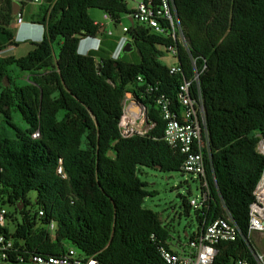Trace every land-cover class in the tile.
I'll use <instances>...</instances> for the list:
<instances>
[{
  "label": "trees",
  "instance_id": "trees-1",
  "mask_svg": "<svg viewBox=\"0 0 264 264\" xmlns=\"http://www.w3.org/2000/svg\"><path fill=\"white\" fill-rule=\"evenodd\" d=\"M12 2L0 4V52L5 44H16ZM174 3L190 45V53L180 48V74L160 62L171 40L137 23L127 33L133 51L113 58L118 37L108 36L88 10L107 13L116 27L121 15L130 13L125 0H56L36 20L45 28L43 39L32 42L27 55H0V117L12 130L9 137L0 133V202L20 216L6 232L24 259L4 264H33L34 254L62 256L69 247L100 264H167L159 249L172 250L170 231L157 213L143 207L153 193L138 172L146 167L183 173L185 155L164 141L165 121L154 96L168 98L179 116V87L194 75L191 56L202 71L192 96L199 89L204 105L209 197L201 208L181 197L186 215L193 209L198 221L188 242L229 213L241 234L219 245L213 264L242 259L257 264L248 228L264 172L258 150L264 144V0ZM85 37H101L103 46L78 55ZM126 93L143 97L155 123L145 136L120 137ZM14 115L23 126L12 121ZM30 192L36 193L34 202ZM51 222L55 240L47 229Z\"/></svg>",
  "mask_w": 264,
  "mask_h": 264
},
{
  "label": "built area",
  "instance_id": "built-area-1",
  "mask_svg": "<svg viewBox=\"0 0 264 264\" xmlns=\"http://www.w3.org/2000/svg\"><path fill=\"white\" fill-rule=\"evenodd\" d=\"M41 3L42 0H34ZM56 1V0H55ZM54 1V2H55ZM135 6L128 14L133 23L150 29L156 34L171 40V45L166 48V52L177 60L175 65L169 66L171 74L182 73L179 65L180 48L190 53V45L184 28L178 17V12L174 0H131ZM54 4V3H53ZM105 20L111 17L105 13ZM112 21V20H111ZM25 23L22 15L18 14L11 23L10 28L17 30ZM100 25V24H99ZM102 26V25H100ZM43 34L44 26L39 25ZM103 27V26H102ZM104 28V27H103ZM106 30V29H105ZM129 27H124V35L118 37L117 46L112 53L117 59L122 53L124 46L130 42L127 36ZM107 31V30H106ZM107 35H114L107 31ZM85 39L97 42L96 50L100 49L101 37H85ZM194 67V75L191 80L184 79L179 87L178 100L180 104L179 116H176L171 102L164 95H156L155 103L165 121L164 141L174 150H179L185 155V161L181 167L184 174L192 175L199 180L200 195L196 199L190 200L193 208L203 207L209 197V184L206 178L204 150L208 148V134L205 122L204 105L201 92L198 89L196 97L192 96V85L199 83L201 72L196 67V59L191 56ZM205 69V65L203 70ZM139 82L142 81L138 78ZM152 93L153 89L146 91ZM142 96L138 97L133 93H126L123 101V113L119 120L118 130L123 139L134 136H145L154 127L148 117V109L142 101ZM39 132L34 133L33 138H39ZM262 147V143L260 144ZM264 155V150L258 148ZM58 173L66 177L63 168L59 167ZM255 200L250 205L248 234L252 238L253 234L259 232L264 234V172L254 191ZM6 205L0 202V264L6 263L9 259L23 262L15 249L14 238L8 236L7 229H11L15 223ZM40 217L44 212L40 210ZM51 237L55 240V224L51 222L47 226ZM241 230L231 215L228 213L222 218L209 223L205 229L199 233L194 240L182 246L180 251L170 250L160 247L159 252L167 264H213L219 252V245L224 242L236 241ZM253 256L257 264H264V253L253 251ZM33 264H100L93 258H86L73 247H69L62 256H46L34 254L31 258ZM237 264H249L247 259H242Z\"/></svg>",
  "mask_w": 264,
  "mask_h": 264
},
{
  "label": "rangeland",
  "instance_id": "rangeland-1",
  "mask_svg": "<svg viewBox=\"0 0 264 264\" xmlns=\"http://www.w3.org/2000/svg\"><path fill=\"white\" fill-rule=\"evenodd\" d=\"M128 4V9L132 11L135 4L131 0H125ZM90 17L98 24L102 25L108 32L112 33L114 37H122L124 35L123 28L130 27L132 22L128 15H121L120 23L115 27L111 20H105V12L99 9H89ZM58 39L53 44V51L57 55L59 52ZM29 45H24L15 50L16 58L27 55ZM132 59V56H129ZM160 62L166 66H172L177 63V60L170 54H165L160 59ZM16 77L21 76L18 69L13 68ZM26 75H22V77ZM19 82L23 81L20 77ZM15 124L23 126L18 116L14 115L13 120ZM0 133H5L8 137L12 135V130L2 122L0 117ZM264 150V146H259ZM139 178L146 183V190L153 194L148 196L143 203V207L158 214L160 220L166 225L170 231V244L174 248L182 247L188 243L189 237L197 231L198 221L196 213L193 209L186 215L182 208L181 197H188L189 200L196 199L200 195L199 180L192 175L181 172H161L150 168L141 167L138 172ZM28 197L34 202L36 193L30 192ZM8 212L13 215L14 219L20 220V216L15 214L14 208L7 206ZM15 221V220H14ZM253 242V238H251ZM254 251L257 252L254 248Z\"/></svg>",
  "mask_w": 264,
  "mask_h": 264
},
{
  "label": "crops",
  "instance_id": "crops-1",
  "mask_svg": "<svg viewBox=\"0 0 264 264\" xmlns=\"http://www.w3.org/2000/svg\"><path fill=\"white\" fill-rule=\"evenodd\" d=\"M0 0V4H1ZM19 5V14L23 16L25 23L15 30L14 32V45H6L5 49L0 52L1 56H14L15 50L24 45H29L27 52L33 49L32 42H38L43 39V32L39 27V24L36 23V20L44 13V11L51 7L55 0H42L41 3H37L34 0H13ZM3 43V37L0 36V44ZM4 44V43H3ZM91 45L96 48L98 46L97 42L91 43ZM100 46H103V41L100 43ZM253 238V247L258 253H264V234L256 232L252 236ZM184 246V245H181ZM182 247L174 248L171 245V249L174 251H180Z\"/></svg>",
  "mask_w": 264,
  "mask_h": 264
},
{
  "label": "water",
  "instance_id": "water-1",
  "mask_svg": "<svg viewBox=\"0 0 264 264\" xmlns=\"http://www.w3.org/2000/svg\"><path fill=\"white\" fill-rule=\"evenodd\" d=\"M18 14H19V5H18L17 2L13 1L12 2V17L15 18ZM131 22L133 23L132 20H131ZM133 49H134V46H133L132 42L130 41L124 46V48L122 50V53L123 54H129V53H131L133 51ZM23 208H24L23 204L19 205L18 206V211L21 212L23 210Z\"/></svg>",
  "mask_w": 264,
  "mask_h": 264
},
{
  "label": "clouds",
  "instance_id": "clouds-1",
  "mask_svg": "<svg viewBox=\"0 0 264 264\" xmlns=\"http://www.w3.org/2000/svg\"><path fill=\"white\" fill-rule=\"evenodd\" d=\"M91 43H92V40L83 38L78 44V47L76 50L77 54L81 56H85V55H88L92 51H98L96 50V48H94L91 45Z\"/></svg>",
  "mask_w": 264,
  "mask_h": 264
},
{
  "label": "bare ground",
  "instance_id": "bare-ground-1",
  "mask_svg": "<svg viewBox=\"0 0 264 264\" xmlns=\"http://www.w3.org/2000/svg\"><path fill=\"white\" fill-rule=\"evenodd\" d=\"M264 146V145H263Z\"/></svg>",
  "mask_w": 264,
  "mask_h": 264
}]
</instances>
